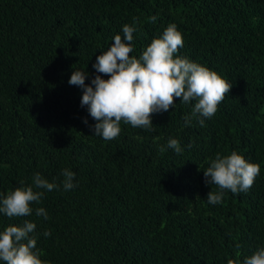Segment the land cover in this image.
<instances>
[{
	"label": "trees",
	"instance_id": "1",
	"mask_svg": "<svg viewBox=\"0 0 264 264\" xmlns=\"http://www.w3.org/2000/svg\"><path fill=\"white\" fill-rule=\"evenodd\" d=\"M125 24L138 29L137 58L175 24L178 55L233 85L204 126L186 127L195 102L177 99L153 115L154 130L122 122L114 140L94 135L83 90L69 80L81 70L91 84L96 58ZM233 151L260 175L212 205L208 193L219 189L203 171ZM64 169L75 173L72 190H63ZM36 173L61 185L33 204L49 218L0 213V232L36 223L46 264H243L264 247V0H0V194Z\"/></svg>",
	"mask_w": 264,
	"mask_h": 264
},
{
	"label": "clouds",
	"instance_id": "2",
	"mask_svg": "<svg viewBox=\"0 0 264 264\" xmlns=\"http://www.w3.org/2000/svg\"><path fill=\"white\" fill-rule=\"evenodd\" d=\"M134 18V22H135ZM151 22L157 17L151 16ZM134 25L125 24L123 36L117 34L108 50L96 58L93 65L98 73L91 84H86L87 72L75 70L69 84L83 90L81 107H87L88 114L96 121L92 128L94 135L106 141L116 139L121 133V123L144 130L153 129V115L175 107L176 100L192 104L191 114L185 115V126H190L197 119L204 126L205 119H211L218 111V106L231 92L233 85L217 72L178 55L184 45L182 33L175 24H169L163 34L154 38L142 54L134 52ZM103 74V75H100ZM103 76H108L104 79ZM87 125V119L84 120ZM167 148L177 155L183 152L179 140L169 139ZM166 149L161 146L159 151ZM204 172L205 183L215 185L219 191H210L208 203L221 204L225 191L233 194L247 192L260 175L259 164L251 163L238 152L230 155L217 154ZM63 190L75 188V173L69 169L62 172ZM61 185L49 182L40 173L32 178L30 186L17 187L0 198V213L9 218H22L35 215L47 220L48 214L39 204L45 191L58 190ZM43 190V191H40ZM36 223L24 220L21 225L7 226L0 232V262L3 264H46L41 259L37 240L31 235L36 230ZM45 237L50 231L43 233ZM227 264H239L229 259ZM243 264H264V247L259 248Z\"/></svg>",
	"mask_w": 264,
	"mask_h": 264
}]
</instances>
